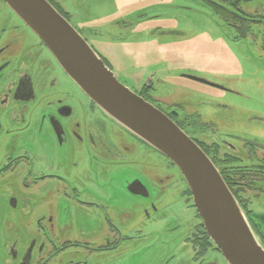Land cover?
I'll return each mask as SVG.
<instances>
[{
  "label": "flooded vegetation",
  "instance_id": "obj_1",
  "mask_svg": "<svg viewBox=\"0 0 264 264\" xmlns=\"http://www.w3.org/2000/svg\"><path fill=\"white\" fill-rule=\"evenodd\" d=\"M189 1L195 8H185V1L180 0H137L138 10L127 20L130 27L125 31L123 8L107 11L100 0H78L77 5L82 3L83 7L72 9L74 0H48L120 83L167 115L210 157L264 246V213L250 207L258 197H264V170L232 169V158L241 161L242 155L232 145V136L216 132L210 112L187 105L189 94L176 91L178 82L173 72L184 68L179 81L203 84L227 94L233 92L232 76L209 74L202 64L186 60L181 47L165 45L157 38L185 39L189 35L181 31H202V37L212 39L206 33L218 31L212 40L230 48L225 37L231 40L233 35L237 40L244 33L264 34V15L242 10V2L248 0ZM153 10L161 12L149 16ZM190 11L209 16L216 25L203 29L193 25L187 18ZM198 15L193 22L206 21ZM0 24V184L10 193L9 210L0 213V264H131L127 259L130 254L158 242L149 243L157 231L171 237L179 228L188 229L189 235L181 238L182 253L166 256L174 255L168 264H228L207 234L184 180L181 193L188 204L185 215H190L162 209L156 190L161 197L167 195L172 176L157 173L159 152L100 111L3 0ZM252 25L262 29L251 31ZM144 29L151 31L149 37ZM142 48H148V56L142 54ZM156 50L163 52V60H156ZM120 56L130 64L121 66ZM118 74L131 80L133 86ZM166 97L174 102L159 101ZM198 97L202 99L199 106L208 100ZM225 152L230 156L222 155ZM160 155L167 161V172L176 168ZM119 171L121 178L114 173ZM234 175L243 176L247 182L232 186ZM140 213L142 222L137 217ZM18 218H26L24 225L31 235L10 242L8 229ZM164 220L171 223L160 226ZM160 239L161 243L178 240H162V235Z\"/></svg>",
  "mask_w": 264,
  "mask_h": 264
},
{
  "label": "water",
  "instance_id": "obj_2",
  "mask_svg": "<svg viewBox=\"0 0 264 264\" xmlns=\"http://www.w3.org/2000/svg\"><path fill=\"white\" fill-rule=\"evenodd\" d=\"M3 1L108 118L179 169L205 230L224 260L228 264H264V246L219 169L202 148L158 108L121 84L47 0ZM202 83L218 87L208 81ZM250 143L264 150V145Z\"/></svg>",
  "mask_w": 264,
  "mask_h": 264
},
{
  "label": "rangeland",
  "instance_id": "obj_3",
  "mask_svg": "<svg viewBox=\"0 0 264 264\" xmlns=\"http://www.w3.org/2000/svg\"><path fill=\"white\" fill-rule=\"evenodd\" d=\"M180 1H185V4L183 5L185 8H195L194 4L189 0ZM100 2L102 6H105V9L107 11L113 8H123L124 15L122 19L126 21L125 31H129L128 28L130 27V22H128L127 20L130 19L131 14L135 13L138 10L137 0H100ZM143 2H149V0H143ZM77 4L78 0H74V2L71 4V8L77 9V7H83L82 3H80L79 5ZM241 8L248 14L264 15V0H248V2L244 1L241 4ZM4 9L5 11L9 12V10L5 7ZM83 10H81L82 14H84ZM160 12L161 10H153L148 15L152 16L155 14H159ZM198 13L201 12L195 13L190 11V14L187 16V18H189L190 23L202 29L208 27V25L211 27H214L213 25H216L209 16L203 13L202 14L204 16H201L198 15ZM145 15L147 16V14ZM196 15H198L199 19L205 17L206 21H200L197 18V21L200 22H193L194 17ZM208 20H211V23L207 22ZM73 22L77 24V21L73 20ZM151 25H156V23ZM252 26L254 28L251 31H260L262 29L259 25ZM218 30L222 31L221 29ZM144 31H146L147 36L149 37L151 31L146 29H144ZM181 32H186L189 35V38L183 39L181 37H165L159 35H157V38H160V42L165 45L184 47L186 50L185 53H189V55L183 54V56H185V59L186 57H192L195 63L202 64L203 70L211 72L209 74L217 72L223 75L232 76L230 78V81H232L231 85L233 92L232 94L222 93L217 89L208 87L203 84H196L191 81H179L177 77L181 76L182 73L186 72L182 70L184 68H180L178 71L175 70L173 72V75L176 74L175 78L178 82L176 86V91L185 92L189 94V96L186 97L189 98L187 100V105L189 107L195 108L199 111H202L204 109L211 113L210 119L213 125L215 126L214 129L216 130V132L232 136V145L237 151L241 152L242 154L240 155L241 161L239 159L234 158L238 162L232 164V169H235L236 171L240 172L241 170H243L239 169L240 167H248V165L251 164L253 166H261V163H263L264 159V150L260 149L254 144H244L238 141L239 139L237 138H241L242 140L248 143L256 142L261 145H264V34L261 33L257 37L253 32L244 33L243 36L241 35L240 39L237 40L233 38V35L231 40L228 39V37H225L227 44H230H228L230 48H225L221 42H214V40H212L214 34L219 35L218 31H208L206 33V35H209L212 38H209L210 40H208L206 37L200 36L202 31ZM190 35L193 36L191 40ZM143 46L144 45H142L141 47ZM161 47H157V49L161 50ZM142 51V54L144 56H148V48H142ZM154 56L156 60H163V52L160 53L158 50H156V55ZM188 61L190 62V60ZM118 62H120L121 66H127L130 64L129 61L123 56L119 57ZM194 74L202 75L198 73ZM118 75L121 79L127 81L128 84L133 86L131 80H128L122 74ZM197 94L202 97L208 98V100L202 101L201 106H199V103L202 99H200ZM173 96L175 97V94H173ZM186 98L184 97L183 100H186ZM164 100L165 101H159L165 104H170L166 101L174 102V99H170L169 97H166V99ZM205 102L206 104H204ZM219 104L230 105L232 106V108L228 109V111L226 108L221 107V105ZM198 134L200 136L199 132ZM222 155L229 154L225 152ZM166 166L167 161L163 159L158 153L157 173H163L164 175L169 174L172 176V178L168 183L169 190H167L166 192L167 195L161 197V194H159V189L156 190L157 199L159 201V204L162 203V209H167L170 211L172 210L184 216L185 207L188 206V204L185 201V197L181 192L183 189H185L186 183L183 182L184 178L177 168L174 167V169L167 172ZM224 166L223 168L226 169ZM114 173L119 178H121L120 171ZM0 189L1 195L3 196V200H0V213H2L6 210H9L7 201L10 197V193L7 191V188L4 187V184H0ZM250 207L255 208L260 213H264V197H258L257 202L252 206L250 205ZM188 215L190 214H186L185 216ZM155 216H160V212L155 213ZM137 217H139V221L142 222V214L140 213V215H137ZM13 219L17 220L15 218ZM18 220L19 221H14L13 226L8 229L9 235L11 236L10 238H8L10 242H15L16 240H20L28 235H31L29 227L24 225L27 224V222H25L26 218H18ZM170 223L165 222L164 220L160 222L159 225L165 226L169 225ZM31 225L34 226L33 228L35 229V219L32 220ZM150 227L151 225H148L146 228L150 229ZM163 233L164 232L157 231L153 239L149 243H153L156 241L158 242L143 247L142 250L137 253L130 254L127 257L130 263L168 264L170 260L174 257V255L168 257L167 259L166 256L176 254L177 252L182 253L181 248H183L182 246L184 244L181 238L184 239L187 235H189L188 229L186 230L185 228H183L182 230L181 228H179L177 230H174L172 231L171 237H166ZM161 235L162 240L168 241L170 238H178V240L167 243H161L159 241L161 240Z\"/></svg>",
  "mask_w": 264,
  "mask_h": 264
},
{
  "label": "trees",
  "instance_id": "obj_4",
  "mask_svg": "<svg viewBox=\"0 0 264 264\" xmlns=\"http://www.w3.org/2000/svg\"><path fill=\"white\" fill-rule=\"evenodd\" d=\"M237 162H238L237 160L232 158V164L237 163ZM240 168H245L246 171H251V172H253L255 170H258L259 172H261V171L264 170V166L262 165V163H261V166H253V165H251L250 167L248 166V167H240ZM248 169H252V170H248ZM234 176L235 177L232 178V186L238 185V184H236V182H243V183L247 182V180H245L243 178V176L241 178L240 177L238 178L236 175H234ZM259 181L261 182L262 180L260 179ZM242 186L250 188V186L248 184H243Z\"/></svg>",
  "mask_w": 264,
  "mask_h": 264
},
{
  "label": "crops",
  "instance_id": "obj_5",
  "mask_svg": "<svg viewBox=\"0 0 264 264\" xmlns=\"http://www.w3.org/2000/svg\"><path fill=\"white\" fill-rule=\"evenodd\" d=\"M200 36H201V35H200ZM208 40H209V39H208ZM181 51H182V52H184V51H186V50H185V48H184V47H182V46H181ZM185 54H188V55H189V53H187V52H186ZM186 59H187V60H190V62L194 63V61H193V58H192V57H186ZM195 59H197V58H195Z\"/></svg>",
  "mask_w": 264,
  "mask_h": 264
}]
</instances>
